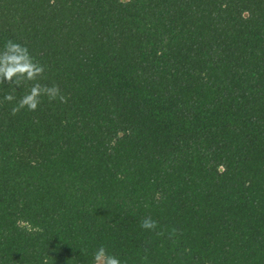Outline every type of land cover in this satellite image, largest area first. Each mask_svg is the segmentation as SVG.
<instances>
[{
  "label": "trees",
  "instance_id": "trees-1",
  "mask_svg": "<svg viewBox=\"0 0 264 264\" xmlns=\"http://www.w3.org/2000/svg\"><path fill=\"white\" fill-rule=\"evenodd\" d=\"M7 39L68 100L0 103V264H264V0H0Z\"/></svg>",
  "mask_w": 264,
  "mask_h": 264
},
{
  "label": "clouds",
  "instance_id": "clouds-1",
  "mask_svg": "<svg viewBox=\"0 0 264 264\" xmlns=\"http://www.w3.org/2000/svg\"><path fill=\"white\" fill-rule=\"evenodd\" d=\"M52 3L55 0H51ZM46 65L40 63L29 51L26 44L19 43L12 39H7L3 46L0 47V85L7 84L12 91L6 92L3 100L0 103H12L10 114L18 115L21 111L27 110L35 112L41 104L42 97H47L49 103L59 101L67 103L68 98L61 92L59 85L52 84L51 86L41 84L39 81L44 77ZM24 87L27 91L17 100L15 90ZM220 169L224 166L220 165ZM23 202H21V207ZM17 226H27L32 231H42L39 227L32 228L29 221L17 220ZM140 227L145 230H155L158 227V222L150 216L141 221ZM176 230H172L175 234ZM158 236H162L163 232H157ZM143 264H147L148 256L145 254L142 257ZM43 264H48L47 259ZM92 264H122L120 258L108 252L103 245L98 247L92 254Z\"/></svg>",
  "mask_w": 264,
  "mask_h": 264
}]
</instances>
